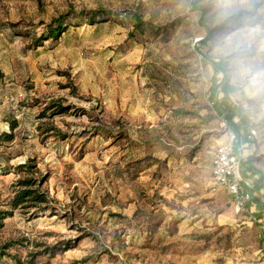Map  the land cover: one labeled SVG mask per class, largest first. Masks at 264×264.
Segmentation results:
<instances>
[{"label": "rangeland", "instance_id": "rangeland-1", "mask_svg": "<svg viewBox=\"0 0 264 264\" xmlns=\"http://www.w3.org/2000/svg\"><path fill=\"white\" fill-rule=\"evenodd\" d=\"M192 1L0 0V203L27 175L14 167L32 160L51 207L4 221L0 264H261L263 222L211 189L226 133L210 101L222 73L209 61L226 68L218 95L228 90L244 132L258 130L264 198V84L254 86L264 0H202L211 26L253 13L205 45ZM98 7L107 21L38 45L53 18ZM133 12L149 23L142 30Z\"/></svg>", "mask_w": 264, "mask_h": 264}, {"label": "trees", "instance_id": "trees-1", "mask_svg": "<svg viewBox=\"0 0 264 264\" xmlns=\"http://www.w3.org/2000/svg\"><path fill=\"white\" fill-rule=\"evenodd\" d=\"M202 0H193L191 3V10L200 11V24L205 28L206 34L200 40V45L207 44L213 36L224 30L228 27L230 23L236 22L240 20L245 15L253 14L252 11H245L244 13L238 12L230 15L224 21L219 22L215 25H208L205 23V7L201 6ZM108 11L98 7L96 9H81L79 11L70 9L66 12L62 13L58 17L53 18L49 23L46 24L45 30L43 33L37 38L38 45H40L43 41L47 39H59L62 34H64L70 27L79 26L82 22L88 24H96L98 22L107 21ZM132 19L134 21L133 27L137 30H142L149 23L145 21L141 14L138 12L132 13ZM164 30L167 29L163 28ZM214 67V74L222 73V77L218 82L216 79L213 80V86L210 91V101L212 102V107L216 112V115L220 118L227 119L230 126L237 133V145L241 137L246 138V133L243 128L247 122V120L240 113L239 107H237L229 97L228 90L222 96L218 94V88H220L225 83L229 82V76L227 74L226 68L220 62L209 61ZM4 77V74L0 71V79ZM55 109L57 113L65 112L68 107H64L59 103H52L46 109ZM18 125V121L12 120L10 126L12 129L16 128ZM6 140H11L13 138V134L5 135L3 137ZM258 157L253 155L247 162L256 161ZM32 160H29L25 163H20L14 167V169L19 174H27L24 177L17 179L15 183V191L10 200L6 203L8 208H3L0 203V227L3 226L4 221L12 217L14 215L15 210L21 209L22 212L29 213L31 218H35L38 213L45 212L49 210L51 207L49 205L50 199L45 191L41 189L43 180L37 177L32 176L34 174V168L36 165L31 163ZM1 170V169H0ZM1 174V173H0ZM46 180V179H45ZM252 209V208H251ZM11 245L7 244L6 248H9ZM29 264H34L33 261H28Z\"/></svg>", "mask_w": 264, "mask_h": 264}, {"label": "built area", "instance_id": "built-area-1", "mask_svg": "<svg viewBox=\"0 0 264 264\" xmlns=\"http://www.w3.org/2000/svg\"><path fill=\"white\" fill-rule=\"evenodd\" d=\"M226 133V140L221 142L215 149L212 160L211 189L216 192L225 190L230 195L237 213L249 215L256 219L252 212L254 195L248 179L243 176L240 150L237 145V133L230 126L227 119L221 118ZM258 130L255 127L246 131L247 141H253L258 137ZM264 264V253L261 260Z\"/></svg>", "mask_w": 264, "mask_h": 264}, {"label": "crops", "instance_id": "crops-1", "mask_svg": "<svg viewBox=\"0 0 264 264\" xmlns=\"http://www.w3.org/2000/svg\"><path fill=\"white\" fill-rule=\"evenodd\" d=\"M254 142V140L247 141L245 137H241L238 142V147L240 150L243 176L245 179L249 180L251 190L254 195L253 204L251 207L252 212L255 218H258L260 222H263L264 227V198L262 196L263 179L259 171L256 169V162H247V160L250 159L253 155L257 156L260 153Z\"/></svg>", "mask_w": 264, "mask_h": 264}, {"label": "clouds", "instance_id": "clouds-1", "mask_svg": "<svg viewBox=\"0 0 264 264\" xmlns=\"http://www.w3.org/2000/svg\"><path fill=\"white\" fill-rule=\"evenodd\" d=\"M220 3H224L225 0H219ZM264 84V73H257L254 77V86Z\"/></svg>", "mask_w": 264, "mask_h": 264}]
</instances>
